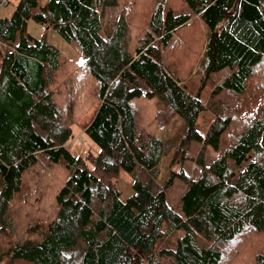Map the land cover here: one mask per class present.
I'll list each match as a JSON object with an SVG mask.
<instances>
[{"label":"trees","instance_id":"obj_1","mask_svg":"<svg viewBox=\"0 0 264 264\" xmlns=\"http://www.w3.org/2000/svg\"><path fill=\"white\" fill-rule=\"evenodd\" d=\"M41 1L0 17V264H264V0ZM29 20L81 61L28 33ZM184 50L202 79L230 71L207 103L171 61ZM172 117L181 129L169 142L158 132ZM74 128L96 151L70 150ZM172 142L179 162L158 187ZM173 180L185 187L179 211L166 200Z\"/></svg>","mask_w":264,"mask_h":264},{"label":"rangeland","instance_id":"obj_2","mask_svg":"<svg viewBox=\"0 0 264 264\" xmlns=\"http://www.w3.org/2000/svg\"><path fill=\"white\" fill-rule=\"evenodd\" d=\"M17 0H9L8 3L3 7L1 13H4L8 9H13L15 2ZM45 0H42L41 2L44 3ZM167 7L164 8V13L166 12ZM114 11L109 10V14H113ZM111 14V15H112ZM27 31L31 35L35 37H40L41 33L44 31V29L33 22L32 20H29L27 23ZM198 34L194 35V40H195V45L201 46L205 37L204 31H202L201 25L199 24L198 26ZM45 38L46 40L54 45L55 47L58 48V50L63 53L67 58L77 62L81 61V54L74 49L69 43L65 42L53 29L45 30ZM174 40H176V37H174ZM173 42V41H172ZM187 51L184 50L183 56L176 58V57H171V61L175 62L178 64L179 62L182 63V66L185 68L182 70H179L178 72L180 73V78L182 79H187V87L189 91L191 92H196V90H199V96L200 99L203 102H208L209 101V94L213 90V87L215 84H218L224 77H226L230 71L228 69H223L219 72L212 73L210 74L206 79L203 78V73L201 72V69L199 67V64H196V58L194 56L190 55V60L188 58H184L185 53ZM166 54V53H165ZM166 56V55H165ZM164 62H167V59L164 58ZM194 62V63H193ZM182 67L180 66V69ZM263 74V72H261ZM80 80L78 81H85V78H79ZM76 83V82H75ZM199 88V89H198ZM73 93V94H72ZM77 91L74 90L71 92L72 98L74 100L75 95ZM215 101H220V102H226L228 106L231 108L236 105V100L237 97L234 95H226L224 93H220L218 96L214 98ZM67 101H71L70 96ZM212 120V115L208 111H202L196 121V130L204 135L209 123ZM164 128V127H163ZM181 129V121L177 117H172L169 119L168 124L165 126L164 130H159L158 133H163L165 131V135L169 142L172 141V138H174L180 131ZM78 136L83 135L80 133L78 134L77 129L74 128L72 131V139L70 144L68 145L70 150L77 153L84 155L87 149L89 150H95L96 147L91 144V142L87 141L85 138L78 142L76 138ZM74 138V140H73ZM167 146V142H166ZM200 148V144L196 142H192L189 146V148L185 151V160L182 162V167L186 169L187 172L191 170L193 167V158L196 156L198 150ZM167 152L161 156V159L159 161L158 167H159V174L155 180V183L158 187H161L167 178L170 176L169 175V168H172L174 164L179 162L178 158L176 157L177 154V149L175 146H173V142L170 144L168 143L167 147ZM217 156V153L214 152L212 149H208L206 152V160H212ZM173 163V164H172ZM132 179L131 177L124 171L120 170L117 179L115 180V185L116 187L120 190L122 194V199H125L129 195L132 194ZM185 187L184 184L178 180H173L171 186L166 190V200L168 205H170L175 211H179V199L181 194L184 192ZM181 232L176 231V237L180 236ZM162 264H165L164 262Z\"/></svg>","mask_w":264,"mask_h":264},{"label":"crops","instance_id":"obj_3","mask_svg":"<svg viewBox=\"0 0 264 264\" xmlns=\"http://www.w3.org/2000/svg\"><path fill=\"white\" fill-rule=\"evenodd\" d=\"M1 11H2V10H0V12H1ZM8 14H9V9H8L7 11H5L4 13H1V14H0V17H1V16H6V15H8Z\"/></svg>","mask_w":264,"mask_h":264},{"label":"built area","instance_id":"obj_4","mask_svg":"<svg viewBox=\"0 0 264 264\" xmlns=\"http://www.w3.org/2000/svg\"><path fill=\"white\" fill-rule=\"evenodd\" d=\"M3 1H5V0H3Z\"/></svg>","mask_w":264,"mask_h":264}]
</instances>
